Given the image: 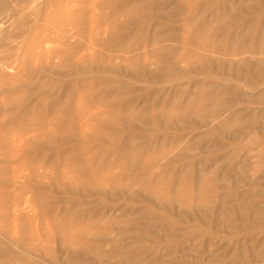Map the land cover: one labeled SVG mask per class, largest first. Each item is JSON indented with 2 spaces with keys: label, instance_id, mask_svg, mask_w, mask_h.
<instances>
[{
  "label": "rangeland",
  "instance_id": "obj_1",
  "mask_svg": "<svg viewBox=\"0 0 264 264\" xmlns=\"http://www.w3.org/2000/svg\"><path fill=\"white\" fill-rule=\"evenodd\" d=\"M7 1H8L7 5L4 6L6 7V9L4 7L0 9V12L5 14V19L0 23V42H1L0 45H5L7 48V47H16L19 44V45H23V51H24L26 48H28L27 47L28 45L30 46V39H32L34 37V34L36 33L35 30H32L33 33L30 32V29L33 28V26L35 25L34 24L35 17L33 13H31L30 11L20 10L17 6L18 0H6V2ZM174 1H180L183 8H185L186 10L190 9L194 12L199 11L201 9L200 7H202L201 0H118L117 2H113L112 4L108 3L107 0H102L103 4L101 8L99 10L93 11L94 13L97 14L93 19H97V22L99 21V24L96 25L94 21L91 19V24L93 23V26L91 25L92 27L91 29L90 24H89L88 26L89 29L87 28L88 32L83 41V48L81 50L80 48H77V49L70 48V49L79 51L77 58L84 57L82 61L83 66L85 67H87L88 65L93 66V64L91 65L90 63H94V62L96 63L98 59L100 60L104 58L107 52L109 55H114V52L111 50L115 49V46L117 45V43L120 40L122 39L126 40L128 39V37L131 36V37H134V40L136 42H139V43L142 42L141 49L139 51H132L130 52V54L125 55L126 59L128 58V60L125 61L126 64L125 62L122 63L120 60H116L115 63L119 65V62H120V66L122 65L123 68H126L128 65H129L128 67L130 66L132 67L133 62L129 59L130 58L132 59L136 54H141L142 62L140 64L148 68L154 69L155 67L153 63H155L157 59L155 57H150L148 55V53L153 49L149 46L150 45L149 41L152 38V36L155 37V36H161L165 34L168 27L171 26V24L169 25L168 22L164 19H157V18L149 19V17L147 18L144 17L141 20V22L139 21L137 24H134L132 26L129 25L130 27L128 29L122 30L121 25L124 24L125 18L119 16L113 19L112 11L114 8L118 7L123 2H128V3L131 2L130 4H132L131 5L132 7L131 6L129 7L135 12L148 11L146 13H150V12L157 13V12H161L163 8H167L168 5H170ZM142 2L146 4L140 5V3ZM231 2L234 7L238 5L237 4L238 0H231ZM138 4L139 6H137ZM13 9H16V11L15 10L13 11ZM214 11L215 9L210 11V13L206 15V18L210 17V14L214 13ZM215 13L218 14L219 19H224L226 16L223 10L221 11L216 10ZM179 15L180 14L176 13L174 17H178ZM97 16H100V17H97ZM184 18H185L184 21L182 20L181 22H175L174 24V27L177 30L176 38L182 39L183 37L185 40H189L192 38L193 33L196 31V28L189 27L190 21L196 17L195 15H192V16L184 15L183 19ZM204 20L205 19H199V23L201 24ZM259 20L260 21L264 20V15L260 16L259 14H253L248 17H238V18L234 17L233 19L234 24L232 23L231 28L229 29V33H228L229 37H228L226 48H232V49H235V51L240 52L241 49L243 50L244 46L247 45L248 42L252 41V39L254 42L260 41L261 34L259 32H253V33L247 34V29H246L247 25L250 22L259 21ZM41 28L42 26H39L40 35L43 34L44 32V31H41L42 30ZM93 28L95 29L96 32L93 31L92 33L90 30H93ZM178 30H180L179 33H178ZM234 33L236 34L234 35ZM90 34L92 35L90 36ZM109 34L111 35V38ZM133 35H135L136 37ZM98 39L102 42L97 43ZM208 40L210 39H208L206 36L205 37L197 36L195 38V41L207 42ZM14 43L16 45H14ZM59 45H60L59 43L46 44L47 49H43V51L48 50L50 52H54V51L60 52L63 49L65 50L63 46L61 45L59 46ZM171 45L177 46L176 44H173V43H171ZM193 46L186 47L180 51V53H182L183 55H182V58L178 57L179 62L178 64H176V67L179 70H184L185 68L188 67L190 63L194 61L195 58L191 56V51L196 48H194L195 46L194 47ZM81 52L84 56L81 54ZM96 58H97V61H96ZM143 58H144V62H143ZM231 59H234L235 61L234 62L232 60V62H234L233 64H237V61L239 60L237 56H233V58ZM62 60L59 61V59H53L52 62L50 61V64L49 63L48 64L52 66V69H50L51 66H49L48 70L47 71L45 70L46 72L43 71L44 73L41 72L39 67L41 68L42 64L44 66V63H46V60L44 61L43 59H40L38 60V62L37 60L33 61L31 65L34 67L36 66V68L39 69L38 70L39 73L37 72V74L34 75L35 78L33 76L32 77L29 76L28 73L26 75L22 74L19 77L17 76L14 80V83H16L15 85L17 86V89L10 90L4 94H0V97H1L0 105L3 102L8 101L7 98L9 99L11 98L13 99V101L9 102L11 104L18 105L24 108L28 107L29 105V108H33V114H31V116L28 117V119L31 117L29 120L26 119L27 122L24 121L25 119H22L20 116L18 117L16 116V118L14 119L15 121L12 120L9 122H5V124H3L0 118V129H3L4 127L7 126L6 128H4L3 134L0 135V179L4 180L6 178V179L12 180L15 177H17L15 179H19L18 181L20 184L19 189H14V188H8L6 186L4 187V185L0 183V229H2L3 231L8 229L7 230L8 235L3 234V231L0 230V263L2 262L1 264H12V263L13 264H18V263H21V264H35V263L36 264H50V257H48V255L50 254L52 256L51 258L54 259V261L56 262L55 263L53 261L54 264H68L67 263L68 256L67 254L64 253L65 247L74 248V249L79 247L81 250H83L82 248H85L86 250H84L83 252L84 254L81 253L83 255H80L75 260H73L74 261L73 264H111L112 262L113 264H117V262L119 263L121 259L120 256L117 255V250L121 248H123L126 251V258L128 259L129 262H132L135 257L139 259L140 256H142L139 259L140 263L142 262V264H146V263L155 264L157 261L161 260L164 257H166L167 260L169 258V260L171 261L173 259V261L170 262V264H224V262L228 259V255L226 253L230 250H233V251L237 250V251L234 253V257H233L234 259L232 258V261L229 262L228 264H231L232 262L236 264H240V263L241 264H264L263 251H257V253L248 251V253L246 254H244V251L243 252L240 251L242 250L243 245L250 250L254 246L255 242H248L244 240H241L238 242V240L231 239L228 237V235H226L227 229L225 228V225L223 224H225V222L228 219H232V220L236 219L232 213L228 215L221 213L219 215L218 213L220 212V210L217 207V204L215 206L213 205V203L210 204L211 201L209 202V200H205L209 197V194H204V198L206 197L204 200L202 199L204 202H202L201 199L194 197L195 195L192 192L193 188H191L192 183H193L192 180L194 179L190 180L191 182H189L186 186L185 185L183 186H171V185L169 186L168 185L167 186L166 184H162L157 190V193L160 195H163V196L170 195L171 197H174L175 194L173 193L178 191V189H182V188L188 189V193L186 194V196L184 197L180 196L181 198L179 199H182L187 206H192V207L200 206V208H202L203 206L206 209L202 213L201 218H199L200 220L191 222V224L187 226H180V227H183V229L185 228L188 232H190L193 229L192 231L195 232V234H202V236L201 235L199 236H201V239H204V240H201L194 247L193 255L191 254L190 258L189 257L185 258L184 256H182V251H181L182 248H184V250L190 248L189 242L188 244L187 242H183V243L166 242L164 243L165 242V238H164L162 240L157 241L156 243L155 242L152 243L151 240L148 239L152 236L151 234H147L146 238H143L141 239V241L136 242L133 240V238H131V233L134 234L132 230H129L124 234V236H126L127 238L125 237L123 238V240L119 238L121 235L120 232L126 231L127 229L122 230L118 225L122 222H128L129 220L126 217H128L129 214L131 215V214L137 213L138 210H141L144 214H147L146 218L140 219L139 222L144 223V224H152L154 228L155 227H157V229L159 228V231L163 225H167L168 223L170 225H173L177 223V217L174 215L166 214L158 206L146 203L144 199L131 201L132 195L135 194L136 192L135 191V189L137 188L136 185L140 184L142 180L141 178H136L138 180H133L132 175L138 174L139 172H135L137 170L130 169L128 167L127 169H124V167L122 166L124 164L123 162H125L124 159H122V157H114L113 153L117 150V146L114 145L113 141L121 140V137H125L127 134H130V133L134 134L136 138L140 139V142L141 140H143V142L138 144L139 146L151 145L152 148L154 147L151 153L150 152L146 153V155L147 154L152 155L151 162H153L154 164L162 163V165H165L166 158L172 152V147H170L171 145L160 146V144L158 145L156 143L157 141H151V140H153L154 138L156 139V137L158 136L170 137V136L178 134V132H176L173 129L168 130L164 132V134H166L165 136L164 134H159L157 131H155V129H147V130H142V129L140 130V128L129 129L123 133V131L118 132L112 129L109 130V129L102 128L101 126L98 125V123L96 124L95 122L98 121L97 119H99L100 121L103 119H107V115L109 113V110H111L110 108L111 106L107 105L106 103L103 104L104 102L100 100L101 98H104L105 96H101V93L99 92L98 87L106 86V85L111 87L117 84V86L115 85L110 89V92H112V94L115 96L116 95H118L119 97L124 96V99H125L124 104H126L127 102H130L134 107L133 115H143L145 117H148V121L142 123L146 127H149L150 120H153L155 124L159 126V125H163L164 123H166L167 120L174 117L180 108L178 106H181V103L184 104L186 99L189 97V95L195 91L193 90L194 88L189 84V80L191 78L193 79L194 75H189V74L179 75L178 77L177 76L175 77V81L173 83H168V82L166 83V81L168 80L166 81L164 80L163 82L162 81L159 82L157 80L156 81H150V80H145V79L143 80V79H138L135 76L132 77V75L126 76V74L125 73L123 74V72L117 75H114V74L106 73L102 71L97 72L95 70H93L92 72L91 68H87V72H82L76 77L75 76L67 77V76L60 75V73H57L56 75V71H54L53 69L55 68L56 70L57 69L59 70V69L64 68V65L66 67V65L69 66L75 63L72 61H62ZM87 63L88 65L86 66ZM134 65L135 64H133V67ZM96 67H97V64L93 68H96ZM89 70L90 72H88ZM232 73L233 74L230 77L229 76L222 77L221 75L220 77H217V75H212V74L208 77L197 76L198 81L199 80L200 81L211 80L212 82H214L212 84L215 87H213L211 90L215 92L216 94H218L219 96L216 97L217 99H215L213 102L209 103L208 105H205V104L201 105L200 103H195L191 107L194 110H204V112L210 113L211 111L215 109L217 105L224 104L227 101L223 96H221V94L224 93L225 95L226 94L235 95V96L238 95L237 96L238 98L242 97L245 91H247L245 83L236 76L235 70ZM77 79L79 81H77ZM41 80L43 81L41 82ZM85 83H86V86H85ZM20 84H22L23 86L19 87ZM26 84L28 85L26 86ZM123 84H125V87H121V85L123 86ZM56 85L57 87H55ZM174 85L181 86L182 89L183 88L185 89H183L184 90L183 92H175V89L173 88ZM39 88L40 90L38 91ZM84 89L87 91L89 89V94L86 91L85 92L87 93L86 95L84 93L85 91ZM162 89H165V90H162ZM260 89L257 91L256 90L253 91L252 93H250V95L253 96V95L258 94L260 91H263L264 86H261ZM51 90H53V92ZM96 90L98 91L97 93L95 92ZM134 91L136 92L135 96H132V95L130 96L128 92H134ZM212 91H209V93H211ZM34 92L36 96L35 94L33 95ZM68 92H70L72 95L67 98L66 96L68 95ZM126 93L129 95V97L128 95H126ZM154 98L158 100V103L152 104ZM173 98L174 99L176 98L180 102V105H176V106L175 105L174 106L165 105L166 107L162 108L161 110L160 105L163 104L162 102L167 103ZM4 99L6 100L3 101ZM101 102L102 104H99ZM63 103L70 105L73 109V112L65 113V112L60 111L59 113V111H56L55 113V111H53L54 108L56 110ZM33 105H35V107ZM241 109H242V104L237 100L234 110L235 112H239V113H238V119H234V120H236L239 125H240L239 121L241 120V116H242V114H240ZM10 110L11 109H9V111ZM79 111H83V113L81 114L77 113ZM117 113H121V112H117ZM239 114L241 116H239ZM63 117H65L66 119L69 118L67 120V123L63 121L64 120ZM128 120L130 119L128 118L125 119V121H128ZM35 122H38L39 124L40 123L42 124L43 122V124L38 125L39 128H37V126L34 125ZM216 123L217 121H214V123H211L210 121L209 128L188 130L184 133V136L186 137L188 135L186 138H191L195 136L196 134L197 135L198 134L199 135L209 134V138L203 141L200 146L206 147L209 150L211 149V151L213 149V152H211L210 154H204V155L197 154L196 161H201V160L206 161L209 159L211 160L219 159L222 161L223 155L230 157L228 159L226 158L227 161L224 159V162H220L218 167L216 166V169L218 170L217 173L213 175H207L206 178L210 180L216 179V180H224V181L228 180L229 178L230 179L232 178L233 179L232 182H234L236 181L235 178L237 177L238 173L236 171L228 170L225 168H228L229 164H233L236 166L242 165L243 157H244V155L242 154V151L243 153L245 152V141L242 139H238L237 142H233V140L230 139L231 137L229 135L223 134L222 132L219 131V127ZM9 125H12V126H9ZM28 125L30 127H28ZM26 128L28 129L27 133H25ZM29 128H31L32 130ZM74 129L78 131L81 130L83 132H86L87 137L83 139V141L80 140V141H73L69 143H58V141H56V143H54L53 146L51 147L47 146L45 143L43 145H39L38 147H35L34 145L35 142H43L42 138H45L44 137L45 135L58 136L62 133H65V131L70 132ZM100 133L101 134L108 133L107 135L109 136L110 140L108 142L97 141V140L93 142L94 138L92 137V135L93 134L101 135ZM87 138L90 139V141L88 140L87 142ZM4 142H6V144ZM31 144L33 147L31 146ZM261 145H262L261 139L257 137L256 143L251 148L252 151L250 152V160L252 161L251 163L253 164L259 163V152L261 150ZM71 150H77V152H80V153L78 156L76 155L75 157L74 156L72 157V155H68V153ZM104 153H106V155ZM99 159H100V162L98 161ZM53 161L54 163H52ZM146 161L147 160L142 161V164ZM120 163L122 165L118 167ZM50 164H53V165H50ZM83 164L86 165L87 168L83 170L82 169L79 170L80 166ZM49 166H51V168ZM209 166H211V163H208V165L205 168ZM164 167L165 166H163L162 168H159V167H153L152 165V167L148 169V171H153L155 173H158V172H161V170H164ZM168 167L171 168L172 170H175L173 166H168ZM47 172L50 174H48ZM43 173L44 175L45 174L47 175L44 176ZM172 173L178 174V171L172 172ZM246 173L242 172V175L244 176H241L240 179L246 180V178H248V180L249 179L255 180L256 176L254 175L253 172H252L253 174L248 173V172ZM15 174L17 175L15 176ZM163 176L165 177L166 174H164ZM130 177H131V181L129 179ZM49 178H50V183H49ZM126 178H127V181L129 180L128 182L125 181ZM164 179L166 180L167 176ZM39 180L41 181L39 182ZM54 180L58 181L59 183L56 182L54 184ZM240 182H243V181L240 180ZM46 183L49 185V187ZM88 183L91 186L101 185L105 189H109L112 185L117 183V185H119L123 189L126 187L124 189L126 191L125 192L126 196L122 200H115V199H111L109 197L110 195L106 199L98 195L92 198H86V197L84 198L81 195L72 196L71 194H62L60 196V194H58V190H59L58 188L63 187L64 185L67 187L70 185H71L70 187H79V186H82ZM108 184L110 185L108 186ZM129 186H130V189L127 188ZM38 187L46 188L49 191L47 192L38 191L36 189ZM131 188L132 189L134 188V189L132 190ZM251 190L252 188L248 186L242 187L240 189L241 192H249ZM216 194L217 192L214 195ZM143 195H144L143 197H145V194ZM98 200L101 202H99ZM94 202L99 203V204H96ZM14 205H20V206L17 209L15 208ZM177 205L179 206V204ZM51 206L53 208L52 215H54L55 213L56 215L44 216L43 214L49 212ZM83 206H87V207L83 209L82 208ZM221 215L223 216L222 218H220ZM122 217L124 218V220ZM185 221L189 222V220L188 221L185 220ZM178 225H181V224H178ZM240 226H241V223H239L236 227H240ZM110 227H112V229ZM176 228L177 227H172V230H176ZM261 231L263 232L264 229L258 228L255 230H251V229L248 230V235H251L254 233H260L259 234L260 239L258 238L256 242V244H259V246L260 244L264 245V240H262L263 235ZM101 235L103 238L101 237ZM12 239H15V241L13 242ZM207 239L209 240L210 243H207L208 241ZM10 244H12L13 246V247L10 246L11 248H13L12 249L13 254L11 255L10 253L9 254L5 253V250L3 251V249L1 248V247L10 245ZM66 244L68 246H66ZM136 244H138L139 246L138 245L136 246ZM207 244L213 245V247H211L212 249L210 248L209 251L208 249H204L205 252H209V254L208 253H205V255L202 254L204 256H202V259H199L200 262L199 263L194 262L193 260L196 261L198 257L196 255L199 254L198 253L199 246H201L200 248H206L204 247V245H207ZM140 245H144V246L141 247ZM178 245L179 247H177ZM39 246L41 249L46 250V252H44V254H42L41 256L35 255L32 251H29V247H34L38 249ZM170 250H172V252ZM239 251L242 253H240ZM201 252L202 250L200 249V253ZM173 254L175 255V257ZM176 254H178L179 256ZM212 254L214 255V257H211ZM150 257H152V259ZM222 259L223 260L225 259V260L222 261Z\"/></svg>",
  "mask_w": 264,
  "mask_h": 264
},
{
  "label": "bare ground",
  "instance_id": "obj_2",
  "mask_svg": "<svg viewBox=\"0 0 264 264\" xmlns=\"http://www.w3.org/2000/svg\"><path fill=\"white\" fill-rule=\"evenodd\" d=\"M107 1H108V3L112 4L113 2H117L118 0H107ZM17 2H18L17 6L20 10H27V11H30L31 13H33V15L35 17L34 18V20H35L34 26L35 27L33 26V28L30 29V32H32V30H35L36 33L34 32L35 33L34 37L32 39H30V46L27 44L28 48H26L24 51H23V45L18 44L16 47H7V48L5 45H0V94H4L10 90L17 89V86L15 85L16 83H14V80L17 76L19 77L22 74L26 75L28 73L29 76L34 77V75L37 74L39 69L41 70L42 73H44L43 71H45V70L47 71L49 66H51L49 64H50V61L52 62L53 59H59V61L63 59L62 61H72L75 63V64L69 65V66L66 65V67L64 65V68L59 69V70L58 69L56 70L55 68L53 69L54 71H56V75H57V73H60V75L67 76V77H72V76L76 77L77 75L81 74L82 72H87V68H91L92 72H93V70H95L97 72L102 71V72L111 73L114 75H117V74L123 72V74L125 73L126 76L132 75V77L135 76L136 78L143 79V80L144 79L150 80V81H156L157 80L159 82L160 81L163 82L164 80L165 81L168 80V81H166V83L167 82L173 83L175 81V77L176 76L178 77L179 75H187V74L194 75V78L193 79L191 78L189 80V84L194 88L193 90H195V91L189 95V97L186 99L184 104L181 103V106H178L180 108L174 117L170 118L169 120L166 121V123H164L163 125H159V126H157L153 120H150L149 127H146L144 124H142V123L148 121V117H145L143 115H133V112H134L133 105L130 102H127L126 104H124V101H125L124 96L123 97H119L118 95L115 96L112 94V92H110V89L115 85L117 86V84L114 83L115 85L112 84L113 86H111V87L107 86V85L98 87L99 88L98 90L101 93V96H105L104 98H101L100 100H102L104 102L103 104L106 103L107 105L111 106L110 107L111 110H109V113L107 115V119H103L101 121L99 119H97L98 121L95 122L96 124L98 123V125L101 126L102 128L109 129V130L112 129V130L118 131V132L123 131V133L126 130L138 129V128H140V130L141 129L142 130L155 129V131H157L159 134H164V132H166L168 130H172V129L175 130L176 132H178V134L170 136V137L158 136V137H156V139L154 138L153 140H151V141H157L156 143L158 145L160 144V146L171 145L170 147H172V152L166 158L165 165H162V163L154 164L153 162H151L152 155H149V154L146 155V153H148V152L151 153V151L153 150L154 147L152 148L151 145L139 146L138 144L143 142V140H141V142H140V139L136 138V136L134 134H131V133L127 134L125 137H121V140L113 141L114 145L117 146V150H118V151L116 150L113 153L114 157H122V159H124V161H125V162H123L124 163L123 165L120 163L118 165V167L120 165H122L124 167V169H127V167H128L130 169L137 170L135 172H139V173L132 175L133 180H138L136 178H141V180H142V182L140 184L136 185V187H137L135 189L136 192H135V194L132 195L131 201L144 199L146 203L158 206L166 214L174 215L177 217V223H175L173 225H170L169 223L167 225H163L159 231V228L158 229H157V227L154 228V226H152V224L140 223L139 220L146 218L147 214H144L141 210H138L137 213L131 214V215L129 214V216L126 217L129 220L128 222H122L118 225L122 230L127 229L126 231H121L120 232L121 235H120V237L119 236L118 237L123 240V238L126 237V236H124V234L127 231L132 230V232H134V234L131 233V238H133V240L136 242L141 241V239H143V238H146L147 234L152 235L150 238H148L151 240L152 243L153 242L156 243L157 241L162 240L164 238H165L164 243H166V242H169V243L187 242V244H188V242H189L190 248L185 249V250H184V248H182L181 251H182V256H184L185 258L186 257L190 258V255L191 254L193 255L194 247L201 240H204V239H201L202 234H195V232L192 231L193 229L191 230L192 232L191 231L188 232L185 228L183 229V227H180V226H187V225L191 224V222H195L197 220H200L199 218H201L202 213L206 209L203 206H202V208H200V206L199 207L187 206L182 199H179L181 197L186 196V194L188 193V189H185V188L178 189L177 188L178 189V191H176L177 193L176 192L173 193V194H175L174 197H171L170 195L169 196L160 195L157 193V190L162 184H166L167 186L168 185L169 186L170 185L171 186H183V185L186 186L189 182H191L190 180L194 179V180H192L193 183H192V187H191V188H193L192 192L195 195L194 197L201 199V200L202 199L204 200L206 198V197L204 198V194H209V197L205 200H209V202L211 201L210 204L213 203V205H215V206L217 204V207L220 210V212L218 213L219 215L221 213L227 214V215L232 213L235 216V218H236L235 220L228 219L225 222V224L222 223L223 225H225V228L227 229L226 235H228V237L231 239L238 240V242L241 240L248 241V242H255L254 246L250 250L243 245V248L240 251H242V252L244 251V254L248 253V251H252V252H256V253H257V251H263V256H264V245L260 244V246H259V244H256L260 233H254V234L248 235V230H250V229L251 230H255L258 228L264 229V90L260 91L256 95H253V96L250 95V93H252L253 91H255V90L257 91L260 89L261 86H264V20L252 21L247 25V28H246L247 34L253 33V32H259L261 34L260 41L254 42L252 39L251 42H248L247 45L244 46V48H243L244 51L241 49L240 52H237V51H235V49H232V48H226L228 37H229V35H228L229 29L231 28L232 23L234 24V22H233L234 17H237V18L238 17H248V16L253 15V14H259L260 16L264 15V0H238V3H237L238 5L236 7L233 6L231 0H201L202 7H200L201 9L199 11H196V12H194L190 9L186 10L185 8H183L180 1H174L170 5H168L167 8H163L161 10V12H157V13L156 12L155 13H152V12L146 13L148 11H146V12H135L129 7L132 5V4H130L131 2L130 3L123 2L121 5L114 8L112 11L113 12L112 13L113 19H115L116 17H119V16L125 18V19L123 18L124 24L121 25L122 30L128 29L130 27L129 25L132 26L134 24H137L139 21L141 22V20L144 17L145 18L149 17V19H152V18L153 19H156V18L157 19H164L168 22L169 25L171 24V26L168 27L165 34H163L161 36H155V37L152 36V38L149 41V43H150L149 46L153 49L148 53V55L150 57H155L157 59L156 62L153 63V65L155 67L154 69L148 68V67L140 64L142 62L141 54H136L132 59L131 58L129 59L133 62V64H135L134 67L132 64L133 68L131 66L128 67L129 66L128 64H127L128 66L126 68H123L122 65L120 66V62H119V65L115 63L116 60H120L122 63H124L125 61L128 60V58L126 59L125 55L130 54V52H132V51H139L141 49V47H142L141 43L142 42L141 43L136 42L134 40V37H131V36L128 37V39H126V40L122 39L117 43V45L115 46V49L111 50L114 52V55H109L107 52V54L105 55L104 58H102L100 60L98 59V61L96 58V61H97L96 63L95 62L90 63L91 65L93 64V66H89L88 63L86 64V66L88 65L87 67L83 66L82 61H83L84 57L77 58L79 51L70 49V48H76V49L80 48V50H81L83 48V41H84V38L88 32L87 28H88L89 24H90V27H91V25L93 26V23L91 24V19L94 21V23L96 25L99 24V21L97 22V19H93L97 15L93 11L99 10L101 8V6L103 4L102 0H18ZM7 3H8V1L6 2V0H4V1L0 0V9H2L5 5H7ZM145 4L146 3H144V2L140 3V5H145ZM137 6H139V4ZM15 7H16V5H15ZM134 7H136V6H134ZM4 8L6 9V7H4ZM214 9H215V11L216 10L217 11L223 10V12L226 14L225 18L219 19L218 14H216L215 11H214V13L210 14V17L206 18V15ZM14 10L16 11V9H13V11ZM146 10H147V8H146ZM3 12H5V11H3ZM0 13H2V12H0ZM176 13H178L180 15L178 17H174ZM7 15H8V13H7ZM184 15L185 16L186 15H189V16L195 15V17L197 18V19L194 18L190 21L189 27L196 28V31L193 33L192 38L189 40H185L183 37H182V39L176 38L177 30L174 27V24H175V22H181L182 20L184 21L185 20V18L183 19ZM230 15H231V17H230ZM97 17H100V16H97ZM4 19H5V14L4 13L0 14V23ZM199 19H205V20L200 24ZM143 23H145V22H143ZM39 26H42L41 31H44L43 34H41V35H40V31H39ZM94 28H93V30H90L92 33H93V31H95ZM91 29H92V27H91ZM189 29H188V31H189ZM141 31H142V29H141ZM146 31H147V29H146ZM179 32H180V30H178V33ZM32 33H31V35H32ZM118 34H119V32H118ZM235 34L236 33H234V35ZM247 34H245V35H247ZM91 35L92 34H90V36ZM109 36L111 38L110 34H109ZM133 36H135V35H133ZM197 36L198 37H203V36L205 37L206 36L210 40H208L207 42L195 41V38ZM28 40H29V38H28ZM100 40H101V38H100ZM100 40L98 39L97 43L102 42ZM5 41H6V39H5ZM49 43H59L61 46H63L65 48V50L63 49L60 52H57V51L50 52L48 50L43 51V49H47L46 44H49ZM171 43L176 44L177 46H173V45H171ZM101 44H103V43H101ZM14 45H16V44L14 43ZM191 46L196 48V49L191 51V56L194 57L195 59L192 63H190L188 65L187 68H185L184 70H179L176 67V64H178V62H179L178 57L182 58V55H183L182 53H180V51L186 47H191ZM67 48H69V49H67ZM212 53H214L215 56ZM81 54H82V52H81ZM81 54H80V56H81ZM233 56H237L239 58V60L237 61V64H233L235 62L234 61L235 58L231 59V58H233ZM244 56H246V57H244ZM98 58H99V56H98ZM40 59H43L44 61L46 60V63H44V66L42 64L41 68L39 67V69H37L36 66L34 67L31 65L33 61L37 60V62H38V60H40ZM232 60L234 62H232ZM145 61H146V59H145ZM143 62H144V58H143ZM96 64H97V67L93 68ZM125 64H126V62H125ZM50 69H52V66ZM234 70H235L236 76L238 78H240V80H242L245 83V86L247 88V91H245V93L242 95V97L238 98L237 97L238 95L235 96V95H227V94H226L227 95L226 96L223 93V94H221V96H223L227 101L224 104L217 105L215 107V109L213 111H211L210 113L204 112V110H194L191 107L195 103H200L201 105H204V104L208 105L209 103H211L215 99H217L216 97L219 96L218 94H216L215 92H213L211 90L213 87H215L212 84L214 82H212L211 80H204V81L199 80L198 81L197 76L208 77L212 74V75H217V77H220V75L222 77H226V76L230 77L233 74L232 72H234ZM54 71H53V73H54ZM88 72H90V70ZM42 81L43 80H41V82ZM77 81H79V80L77 79ZM24 85H25V83H24ZM27 85L28 84H26V86ZM22 86L23 85L20 84L19 87H22ZM85 86H86V83H85ZM55 87H57V85ZM121 87H125V84H123V86L121 85ZM220 87H222V86H220ZM40 88L38 89V91L40 90ZM173 88L175 89V92H183L184 91L183 89H185V88L182 89L181 86H176V85H174ZM43 89H45V88H43ZM53 90H55V89H53ZM53 90H51V91L53 92ZM162 90H165V89H162ZM48 91H50V90H48ZM86 91L87 90H85L84 93ZM209 91H212V92L209 93ZM52 92H50V93H52ZM87 92L89 94V89ZM95 92L97 93L98 91L96 90ZM91 93H92V91H91ZM128 93L130 94V96L131 95L135 96L136 92L134 91V92H128ZM34 94H35V92L33 93V95ZM85 94L87 95V93H85ZM71 95L72 94L70 92H68V95L66 97L68 98ZM77 95H79V94H77ZM126 95H128V94L126 93ZM35 96H36V94H35ZM4 97H5V95H4ZM128 97H129V95H128ZM7 99H8V101H5L6 99H4L3 101H5V102L2 101L3 103L0 105V118H1V122L3 124H5V122H9V121L14 120L16 118V116L17 117L20 116L22 119H25L24 121H26V119L29 120L31 118L30 117L28 119V117L31 116V114H33V108H29V105H28V107L24 108V107H21L18 105L11 104L9 102L13 101V99H11V98L10 99L7 98ZM25 99H26V97H25ZM15 100H16V98H15ZM65 100H67V99H65ZM218 100H220V99H218ZM237 100L242 104V109L240 110V114H242V116L239 114V116H241V120L239 121L240 125L238 124V122L236 120H234V119H238V113H239V112H235V110H234V107L236 105ZM156 103H158V100L154 98L152 104H156ZM162 103L163 104L160 105L161 110H162V108L166 107L165 105H168V106L180 105V102L176 98L175 99L173 98L172 100H170L167 103L166 102H162ZM99 104H102V102ZM10 105H11V107H10ZM33 106L35 107V105H33ZM9 109H11V110L9 111ZM78 110H79V108H78ZM53 111H55V113H56V111H59V113H60V111L65 112V113H70V112H73V109L70 105L63 103L56 110L54 108ZM175 111H176V109H175ZM117 112H121V113H117ZM77 113L81 114V113H83V111H79ZM164 113H165V111H164ZM122 114H124V115H122ZM52 115H54V114H52ZM59 118H60V116H59ZM63 118H64L63 121H65L67 123V120L69 118L68 119H66L65 117H63ZM126 118H128L130 120L125 121ZM210 121H211V123H214V121H217L216 124L219 127V131L222 132L223 134L229 135L231 137L230 139H232L233 142H237L238 139H242L245 141V152L243 153V151H242V154L244 155L242 165L236 166L233 164H229L228 168H225L228 170L236 171L238 173L237 177L235 178L236 181H234V182H232L233 181L232 178L231 179L229 178L228 180H225V181L224 180H216V179L210 180V179L206 178L207 175H213V174L217 173L218 170L216 169V166L218 167L220 162H224V159L226 160V158L228 159L230 157L223 155L222 161L219 159H214V160L209 159L206 161H202V160L196 161V155L197 154L198 155H200V154L204 155V154H210L211 152H213V149L211 151V149L209 150L206 147L200 146L203 141H205L209 138V134H204V135H199V134L197 135L196 134L193 137L190 136L191 138H186L188 135L186 137L184 136V133L188 130H197V129L209 128ZM15 124H17V123H15ZM40 124L38 122H35L34 125L37 126V128H39L38 125H40ZM42 124H43V122H42ZM58 124H59V122H58ZM9 126H12V125H9ZM6 127H4V128H6ZM28 127H30V126L28 125ZM4 128L0 129V135L3 134ZM27 128H26V130L24 129L25 133H27V131H28ZM29 129H31V128H29ZM31 132H33V131H31ZM192 132H194V131H192ZM107 134L106 133L101 134V135L95 134L96 136L93 134L94 135V136L92 135V137L94 138L93 142H95V140L108 142L110 140V138ZM164 135L166 136V134H164ZM44 137L45 138H42L43 142H35L34 143L35 147H38L39 145H43L44 143L47 146L51 147V146H53L54 143H56V141H58V143H69V142L80 141V140L83 141V139H85L87 137V135H86V132H83L81 130L78 131V130L74 129L70 132L65 131V133H62L58 136L45 135ZM88 137H89V135H88ZM257 137H259L261 139L262 145H261V150L259 152V163L253 164V163H251L252 161L250 160V152L252 151L251 148L256 143ZM39 139H37V140H39ZM187 139H189V140H187ZM88 140L90 141V139L87 138V142H88ZM4 143L6 144V142H4ZM31 146H32V144H31ZM3 147H4V145H3ZM97 149H99V148H97ZM31 150H32V148H31ZM85 151H87V150H85ZM79 153L80 152H77V150H71L68 153V155H72V157L73 156L75 157L76 155L78 156ZM231 153H233V152H231ZM104 154L106 155V153H104ZM66 157H64V158H66ZM66 159H68V158H66ZM144 160H147V161L142 164V161H144ZM98 161L100 162V159ZM52 163H54V161ZM89 163H90V161H89ZM208 163H211V166L205 168L208 165ZM50 165H53V164H50ZM108 165H107V167H108ZM152 165H153V167H159V168H162L163 166H165V167H164V170H161V172L155 173L153 171H148V169H150L152 167ZM168 166H173L175 168V170H172ZM49 167L51 168V166H49ZM86 168H87V166L83 164L80 166L79 170L80 169L83 170ZM46 169H48V168H46ZM176 171H178V174L172 173V172H176ZM242 172L243 173H246V172L252 173L253 172L254 175L256 176L255 180H251V179L248 180V178H246V180L240 179L241 176H244V175H242ZM48 174H50V173H48ZM164 174H166V176H167L166 180L164 179L166 177V176L165 177L163 176ZM16 175L17 174H15V176ZM43 175H44V173H43ZM45 175H47V174H45ZM40 176H42V175H40ZM48 176H46V177H48ZM15 178H17V177H15ZM15 178L12 180L6 179V178L4 180L0 179L1 180L0 183L3 184L4 187L6 186L8 188L19 189L20 188V184L18 181L19 179H15ZM54 179H55V177H54ZM129 179L131 181V177ZM240 180L243 182H240ZM40 181L41 180H39V182ZM125 181H127V178L125 179ZM56 182H58V181L54 180V184ZM49 183H50V178H49ZM66 183H68V182H66ZM109 185L110 184H108V186ZM70 186L67 187L64 185L63 187H59L58 188L59 189L58 194H60V196L62 194H71L72 196L81 195L84 198L85 197L86 198H92V197H95L98 195V196H100L102 198H106V199L110 195L109 197L111 199H115V200H122L126 196L125 195L126 191L124 190L126 187L123 189L119 185H117V183L112 185L109 189H105L101 185H96V186L93 185L94 186L93 187L89 183L84 184V185L79 186V187H70ZM247 186L251 187L252 190L249 192H241L240 191V189L242 187H247ZM48 187H49V185H48ZM127 188L130 189V186ZM36 189L38 191H41V192L42 191H45V192L49 191L48 189L43 188V187H38ZM221 190H223V191H221ZM216 192H217V194L214 195ZM143 194H145V197H143L144 196ZM130 195H131V193H130ZM110 198H109V200H110ZM203 200H202V202H204ZM15 201H17V200H15ZM46 201H47V199H46ZM99 202H101V201H99ZM179 202H181V203H179ZM74 203H76V202H74ZM94 203H96V202H94ZM96 204H99V203H96ZM177 204H179V206ZM14 206H15V208L18 209L20 205H14ZM85 207H87V206H83L82 208L84 209ZM79 210H80V208H79ZM211 210H213V209H211ZM56 211H57V209H56ZM52 214H53V208L51 206L49 212H47L43 215L44 216L56 215V213L54 215H52ZM233 215H231V216H233ZM222 217L223 216L221 215L220 218H222ZM184 219L187 221L189 220V222H186ZM123 220H124V218H123ZM171 221H172V219H171ZM239 223H241V226L236 227ZM104 224H105V222H104ZM116 224H118V223H116ZM178 224H181V225H178ZM112 225H114V224H112ZM86 226H88V225H86ZM172 227H177V228H176V230H172ZM110 228L112 229V227H110ZM234 228H235V230H234ZM5 229H6V227H5ZM12 229H14V228H12ZM0 230H2V229H0ZM7 230L8 229H6L5 231L2 230L3 234L8 235ZM261 233L263 235L262 240H264V231L263 232L261 231ZM199 235H201V236H199ZM84 237H85V235H84ZM101 237H102V235H101ZM260 237H262V236H260ZM13 238H14V236H13ZM203 238H204V236H203ZM12 241L14 242L15 239H12ZM47 241H45V242H47ZM61 243H63V242H61ZM207 243H210L209 240L207 241ZM243 244H244V242H243ZM137 245L138 244H136V246ZM251 245H252V243H251ZM10 246L13 247L12 244H10V245H7V246L1 247V248L3 249V251L5 250V253H7V254L10 253V255H11V254H13L12 253L13 248H11ZM66 246H68V245L66 244ZM140 246L142 247L144 245H140ZM249 246H250V244H249ZM177 247H179V245ZM200 247L201 246H199V251H198L199 254L196 255V256H198L196 261L193 260L196 263L200 262L199 259H202V256H204L205 253L209 254V252H205L204 249H208V251H209L210 248L213 247V245L207 244V245H204V247H206V248H200ZM61 248H63V247H61ZM65 249H64V253L67 254V256H68V262H67L68 264H73V262H74L73 260H75L80 255H83L84 250H86L85 248H82L83 250H81L79 247L76 249L65 247ZM200 249L202 250L201 253H200ZM29 251H32L35 255H38V256L39 255L41 256L42 254H44V252H46V250L41 249L40 246L38 249H36L34 247H29ZM170 251L172 252V250H170ZM236 251L237 250H234V251L230 250L226 253L228 255V259L224 262V264H228L229 262L232 261V258L234 257V253ZM242 252H240V253H242ZM81 253H83V254H81ZM167 254H168V252H167ZM195 254H197V253H195ZM202 254H204V255H202ZM117 255L120 256V258H121L120 262L119 263L117 262V264H142V262L140 263V261H139V259L142 256H140L139 259L137 257H135V258L133 257L134 258L133 261L129 262L128 259L126 258V251L123 248L117 250ZM176 255H178V254H176ZM88 256H86V257H88ZM48 257H50V264H54L55 261H54V259L51 258L52 256L49 254ZM174 257H175V255H174ZM211 257H214V255L212 254ZM150 258L152 259V257H150ZM221 258H219V259H221ZM224 260L222 259V261H224ZM172 261H173V259H172ZM172 261L169 260V258L167 260L166 257H164L161 260L157 261L155 264H170V262H172ZM175 261H176V259H175ZM82 262H83V260H82ZM90 263H91V261H90ZM18 264H21V263H18ZM111 264H113V262ZM231 264H236V263L232 262Z\"/></svg>",
  "mask_w": 264,
  "mask_h": 264
}]
</instances>
